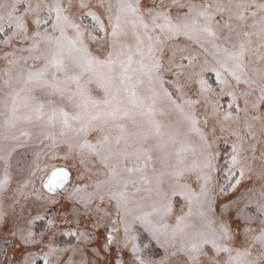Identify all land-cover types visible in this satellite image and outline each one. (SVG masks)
Wrapping results in <instances>:
<instances>
[{
	"label": "snow or ice",
	"instance_id": "obj_1",
	"mask_svg": "<svg viewBox=\"0 0 264 264\" xmlns=\"http://www.w3.org/2000/svg\"><path fill=\"white\" fill-rule=\"evenodd\" d=\"M0 264H264V0H0Z\"/></svg>",
	"mask_w": 264,
	"mask_h": 264
}]
</instances>
